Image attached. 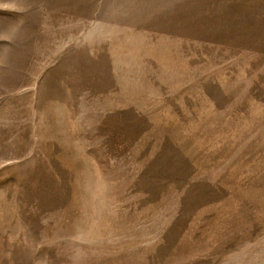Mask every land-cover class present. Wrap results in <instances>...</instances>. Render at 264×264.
<instances>
[{
  "label": "rangeland",
  "instance_id": "374dc122",
  "mask_svg": "<svg viewBox=\"0 0 264 264\" xmlns=\"http://www.w3.org/2000/svg\"><path fill=\"white\" fill-rule=\"evenodd\" d=\"M0 264H264V0H0Z\"/></svg>",
  "mask_w": 264,
  "mask_h": 264
}]
</instances>
